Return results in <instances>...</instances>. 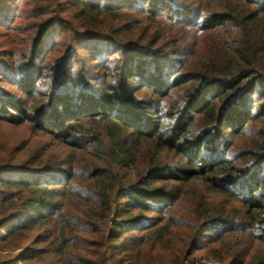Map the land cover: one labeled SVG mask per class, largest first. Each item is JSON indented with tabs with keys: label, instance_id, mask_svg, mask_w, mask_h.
Instances as JSON below:
<instances>
[{
	"label": "trees",
	"instance_id": "trees-1",
	"mask_svg": "<svg viewBox=\"0 0 264 264\" xmlns=\"http://www.w3.org/2000/svg\"><path fill=\"white\" fill-rule=\"evenodd\" d=\"M0 27V264H264V0H0Z\"/></svg>",
	"mask_w": 264,
	"mask_h": 264
},
{
	"label": "rangeland",
	"instance_id": "rangeland-1",
	"mask_svg": "<svg viewBox=\"0 0 264 264\" xmlns=\"http://www.w3.org/2000/svg\"><path fill=\"white\" fill-rule=\"evenodd\" d=\"M0 32H3V28L2 27H0ZM5 47H7L6 39L3 38L2 36H0V50L1 49H3V50L6 49ZM2 138H5V139H7L9 141V143H12V141H14L13 138H15V136H4ZM54 148H55V146H54ZM27 179H31V177H27ZM36 179L37 180H41L42 177H37ZM193 257L196 258V264H222L220 261H218V260H216L214 258H211L210 256H207V254L205 253L204 250L196 251L194 253ZM161 260L162 261L159 264H171V262H170L171 259H170L169 256L165 255V256H163V258ZM10 264H38V263H34V262H27L26 263V262H21V261L16 260L15 262L11 261ZM39 264H48V259L43 260ZM108 264H111V263H108Z\"/></svg>",
	"mask_w": 264,
	"mask_h": 264
}]
</instances>
